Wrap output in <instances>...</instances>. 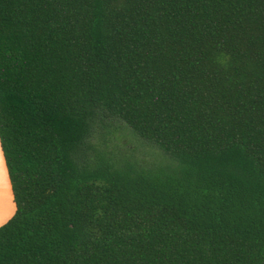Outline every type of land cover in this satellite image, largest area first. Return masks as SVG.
<instances>
[{
    "label": "trees",
    "instance_id": "obj_1",
    "mask_svg": "<svg viewBox=\"0 0 264 264\" xmlns=\"http://www.w3.org/2000/svg\"><path fill=\"white\" fill-rule=\"evenodd\" d=\"M0 147V264H264V0H0Z\"/></svg>",
    "mask_w": 264,
    "mask_h": 264
},
{
    "label": "rangeland",
    "instance_id": "obj_2",
    "mask_svg": "<svg viewBox=\"0 0 264 264\" xmlns=\"http://www.w3.org/2000/svg\"><path fill=\"white\" fill-rule=\"evenodd\" d=\"M93 142L99 145L102 150L111 153V155H132L134 158L146 162H157L160 159V152L153 145L133 135L124 124L118 121L104 122L95 127ZM0 183H7L1 159ZM9 205V210H12L11 200H9ZM5 215H7V212ZM2 221L3 220H0V222ZM7 221L8 220L5 222ZM2 224H0V226Z\"/></svg>",
    "mask_w": 264,
    "mask_h": 264
},
{
    "label": "crops",
    "instance_id": "obj_3",
    "mask_svg": "<svg viewBox=\"0 0 264 264\" xmlns=\"http://www.w3.org/2000/svg\"><path fill=\"white\" fill-rule=\"evenodd\" d=\"M0 159L2 161V165H3L4 171H5V177L7 179V183L6 184L0 183V220H3L5 222L6 220H8L14 214V212H15V204L13 202V196H12V192H11L10 181H9L7 173H6L7 169H6V166H5V161H4V158H3L2 151H1V147H0ZM7 196H8V198H7ZM8 199L11 200L12 210H9L10 209V205H9V203H7ZM6 203H7V206H6ZM6 208H8V209H6ZM6 212H7V215H5ZM4 219H6V220H4ZM3 221L0 222V224L4 223Z\"/></svg>",
    "mask_w": 264,
    "mask_h": 264
},
{
    "label": "bare ground",
    "instance_id": "obj_4",
    "mask_svg": "<svg viewBox=\"0 0 264 264\" xmlns=\"http://www.w3.org/2000/svg\"><path fill=\"white\" fill-rule=\"evenodd\" d=\"M7 198H8V196H7ZM7 201H8V202H7ZM7 201H6V202L9 203V199H8Z\"/></svg>",
    "mask_w": 264,
    "mask_h": 264
}]
</instances>
